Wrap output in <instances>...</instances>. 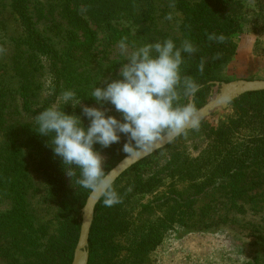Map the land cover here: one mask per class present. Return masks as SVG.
I'll use <instances>...</instances> for the list:
<instances>
[{"label":"rangeland","instance_id":"rangeland-1","mask_svg":"<svg viewBox=\"0 0 264 264\" xmlns=\"http://www.w3.org/2000/svg\"><path fill=\"white\" fill-rule=\"evenodd\" d=\"M50 1L62 6L46 10L40 17L41 27H46L50 42L61 49H68L63 35L74 44L73 51L59 63V73L51 55L20 44L22 25L13 17L10 1L0 0V47L5 49L0 54V264H69L67 250L75 219L78 215L83 218L85 204L81 206V202L89 190L76 185L74 177L72 183L61 158L48 144L51 139L35 131L38 112L55 103L66 113L80 116L87 127L89 119L81 106L64 105L61 93L72 90L82 104L100 107L89 94L93 85L101 86L104 79L116 77L124 62L116 47L121 38L127 37L130 48L169 37L179 47L188 39L180 23L184 14L175 5L170 7L171 0ZM245 5L243 29L221 43L230 50L226 61L217 66L216 76L223 82L264 79V0H245ZM169 13L171 20L165 18ZM221 93V86H214L204 105ZM254 104L263 106L264 99L255 98L245 107L249 110ZM104 107L109 109L108 115L122 118L110 103ZM233 113L231 105L219 104L201 124L216 128L220 119ZM260 120L264 114L257 118ZM255 126L256 136L264 137L259 132L263 131L261 124ZM190 130L114 186L121 202L111 206L107 219H118L123 225L110 231L111 252L103 257L107 264H258L257 258L264 263V183L247 187L243 193L230 187H202L209 170L201 172L198 160L189 170L203 173L204 179L174 181L169 173L167 165L174 152L191 159L219 156L221 148L207 132ZM250 130L241 131V141L250 138ZM126 139L121 134L120 142L111 145L113 151L94 145L105 157L106 173L125 157ZM36 156L41 163L33 160ZM174 187L181 194L179 209L187 212L174 213ZM254 196L262 197L256 207L250 200ZM19 198L24 203L21 213L16 210ZM191 209H195L193 217L186 215ZM175 217L182 225H172ZM149 237L156 243L142 254L148 245L144 238ZM36 250L41 254H35ZM101 259L95 254L90 264H105Z\"/></svg>","mask_w":264,"mask_h":264},{"label":"clouds","instance_id":"clouds-1","mask_svg":"<svg viewBox=\"0 0 264 264\" xmlns=\"http://www.w3.org/2000/svg\"><path fill=\"white\" fill-rule=\"evenodd\" d=\"M165 18L171 20V13ZM208 39L225 41L223 35L215 33L208 35ZM116 47L124 58L116 77L104 79L101 86L93 85L89 94L100 107L82 104L72 90L61 93L60 101L64 105L81 106L82 114L89 119L87 127L80 116L66 113L55 103L35 116L38 125L35 131L51 139L48 144L54 155L61 158L72 183L78 170L76 185L88 189L98 199L102 197L106 207L120 203L121 197L114 188L112 175L104 169L105 157L94 148L96 143L108 148L119 143L124 134L127 139L122 151L127 159L151 152L165 140L187 136L189 129L199 131L201 125L198 109L191 100L200 85L191 75L181 74L182 53L191 56L198 51L190 40H183L177 47L169 37L130 48L127 37H123ZM4 52L0 47V54ZM204 66L202 58L198 66L200 73ZM230 100L227 92L217 98L221 104ZM106 103L113 105L122 118L108 115Z\"/></svg>","mask_w":264,"mask_h":264},{"label":"trees","instance_id":"trees-1","mask_svg":"<svg viewBox=\"0 0 264 264\" xmlns=\"http://www.w3.org/2000/svg\"><path fill=\"white\" fill-rule=\"evenodd\" d=\"M9 1L13 17L16 22H20L24 31L23 36L20 39V44L37 49L39 53H47L51 55L52 62L56 68L55 72L59 73V63L63 61L64 55L73 51L72 48L74 44L70 43L65 35L62 37L68 42V49H61L58 43L50 42L52 37L46 34V27H41L42 21L40 17L43 18L41 15L45 13L46 10L50 9L55 11L58 7L62 6V4L59 5L50 0ZM171 1H173L175 7L184 14V18L180 21L184 35L191 40L193 45L198 49L195 54L187 56L184 59L182 70L184 75H191L200 85L199 91L191 98L196 107L200 108L206 103L209 92L217 85L216 82H223L216 76L217 66L226 61V54L230 51L223 48L222 44L215 40L209 41L208 35L213 33L217 36L223 35L225 41H227L230 40L231 36H234L236 32L241 31L245 22V0ZM66 2L67 1L65 0L63 4H66ZM84 28L90 30L86 25ZM67 32L69 31L67 30ZM92 34H94L93 31ZM59 35L61 38V34ZM14 39L16 40L18 38ZM90 41L91 37L89 38V42ZM79 43L82 42L79 41ZM70 56H72V54ZM202 58L205 61V66L203 73H200L198 71V66ZM258 97L264 99V90L247 92L232 100L230 105L234 108V113L220 119V123L216 128L205 122L201 124L199 131L207 132L209 138H212L214 144H217V146L221 148L218 149L219 156L216 159L207 157L203 158L202 156L200 158L191 159L188 154L174 152L169 158L167 165V167H169V173L174 178L173 180L178 181L190 177V180L198 181L199 179H204L206 175V181L200 186L213 189L218 186L222 188L230 187L231 190L234 192L237 191L238 193L245 192L247 187H253L264 183V137H257L255 132L258 130L256 129V126L253 128L254 125L261 124L260 128L263 127V131L259 129V132L264 133V120L257 122V118H261L264 114V105L261 106L254 104L249 110L245 107L253 99ZM249 127L253 130L249 131L252 135L248 140L241 141L239 138V135L242 133L241 131ZM190 131L197 132L194 130ZM179 138L180 137H177L174 141ZM173 142L137 162L116 180L114 186L132 170L143 165L147 160L156 156L158 153L163 152ZM108 151H113V146H110ZM33 160L41 163L40 157L36 156ZM197 160L199 161L198 165H202L201 172L208 169L209 173L198 175L194 171L189 170L190 167L197 164ZM78 176L79 171L77 170V177ZM77 177H74V179L76 180ZM152 186H154L153 183ZM200 186L197 185V188H200ZM172 189V192L175 191L172 199L177 204L173 210L174 213H180L183 210V208L179 209V206L182 207L180 203L181 194L175 187ZM89 193L90 191L84 196L81 206L86 203ZM260 198L262 197L254 196V198H250L254 203V207L259 205ZM184 199L187 201L188 196L185 198L183 197V200ZM23 205L24 203L21 198H19V207L16 210H20V213L24 212ZM110 208L111 207L103 205V198H101L96 204L89 239V264L92 263L95 254L101 255V260L105 261V264H107V259L103 257L109 253V250L111 252V244L108 240L110 231L119 229L123 225L118 219H107V214ZM183 212L187 211L183 210ZM194 212L195 209H191L186 215H191V217H193ZM171 223L172 225H182V223L178 222L177 217H175L174 221ZM81 224L82 217L78 215L75 219L73 240L68 243L67 259L69 264L72 263L74 257ZM152 238L153 237L144 238L143 243L148 245L142 254L147 250H151L155 245L156 241ZM33 252L35 254H41L38 253L37 250ZM49 257L50 255L46 256L45 260ZM257 259L256 262L258 264H264L259 262L260 258Z\"/></svg>","mask_w":264,"mask_h":264},{"label":"water","instance_id":"water-1","mask_svg":"<svg viewBox=\"0 0 264 264\" xmlns=\"http://www.w3.org/2000/svg\"><path fill=\"white\" fill-rule=\"evenodd\" d=\"M217 85L221 86V92H227L231 96V100L228 103L222 104L223 107H228L232 100L238 98L239 96L254 91H262L264 90V79H237L229 82L219 83L216 82ZM221 103L217 102V99L208 102L204 105L198 112L200 116V120L209 113L212 109L218 106ZM165 140L162 144L156 148L155 150L144 153L139 156H131L127 159L122 158L113 168H111L107 173H110L114 179V182L130 167L135 165L137 162L145 159L150 156L157 150L164 148L170 142L175 140ZM102 198V197H101ZM101 198L94 197L91 193L87 197L84 213L82 218V224L80 229L79 239L75 248L74 257L71 264H89L90 260V251H89V239H90V231L94 220L95 207L96 204L100 201Z\"/></svg>","mask_w":264,"mask_h":264}]
</instances>
